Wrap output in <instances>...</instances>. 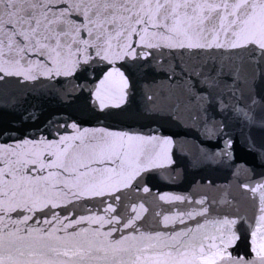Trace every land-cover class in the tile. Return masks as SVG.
<instances>
[{
	"label": "snow or ice",
	"instance_id": "obj_1",
	"mask_svg": "<svg viewBox=\"0 0 264 264\" xmlns=\"http://www.w3.org/2000/svg\"><path fill=\"white\" fill-rule=\"evenodd\" d=\"M0 264H264V0H0Z\"/></svg>",
	"mask_w": 264,
	"mask_h": 264
}]
</instances>
